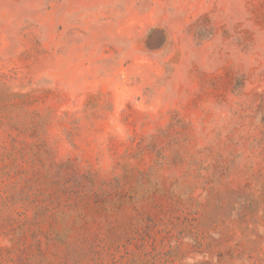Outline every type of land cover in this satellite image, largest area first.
<instances>
[{"label":"rangeland","instance_id":"374dc122","mask_svg":"<svg viewBox=\"0 0 264 264\" xmlns=\"http://www.w3.org/2000/svg\"><path fill=\"white\" fill-rule=\"evenodd\" d=\"M0 264H264V0H0Z\"/></svg>","mask_w":264,"mask_h":264}]
</instances>
